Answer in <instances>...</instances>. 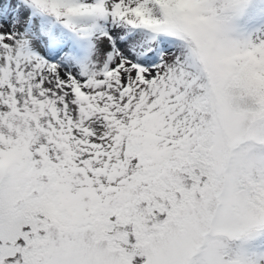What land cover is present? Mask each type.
I'll list each match as a JSON object with an SVG mask.
<instances>
[{"label":"snow or ice","instance_id":"1","mask_svg":"<svg viewBox=\"0 0 264 264\" xmlns=\"http://www.w3.org/2000/svg\"><path fill=\"white\" fill-rule=\"evenodd\" d=\"M0 264H264V0H0Z\"/></svg>","mask_w":264,"mask_h":264}]
</instances>
